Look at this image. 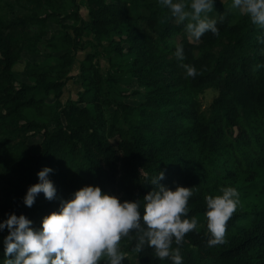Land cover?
<instances>
[{
    "label": "trees",
    "instance_id": "trees-1",
    "mask_svg": "<svg viewBox=\"0 0 264 264\" xmlns=\"http://www.w3.org/2000/svg\"><path fill=\"white\" fill-rule=\"evenodd\" d=\"M86 4L90 20L73 11L74 24H63L72 32L61 35L59 68L51 71L67 75L76 49L83 48L81 35L89 30L107 38L118 54L132 55L130 71L148 86L145 99L116 104L125 126L106 124L90 106L79 104H113L96 63L81 65L97 93L80 101L63 104L67 78L48 71L34 70L33 84L18 81L12 66L21 52L34 51L47 20L65 8L57 0H0V220L23 213L40 227L62 199L86 184L119 191L121 201L139 198L143 214V196L164 171L160 183L165 186L193 187L187 215L197 217V226L181 244L173 240L171 245L180 249L182 264H264V28L231 2L215 1L218 33L206 31L198 40L189 38L187 21L177 22L161 0ZM177 44L183 45V61L174 54ZM86 59L93 61L91 53ZM183 63L194 66L196 75L186 76ZM208 88L217 95L205 107L200 95ZM51 93L54 102L48 103ZM29 110L48 120L31 117ZM38 135L37 153L31 139ZM44 166L53 169L56 196L49 200L40 192L27 206L23 198ZM228 186L238 189L240 204L227 221L224 242L209 246L205 197ZM7 233V227L0 230V264ZM137 244L135 230L121 237L122 264H173L158 258L147 242L142 248ZM107 261L102 256L99 264Z\"/></svg>",
    "mask_w": 264,
    "mask_h": 264
},
{
    "label": "clouds",
    "instance_id": "clouds-1",
    "mask_svg": "<svg viewBox=\"0 0 264 264\" xmlns=\"http://www.w3.org/2000/svg\"><path fill=\"white\" fill-rule=\"evenodd\" d=\"M177 22L186 23L190 39L198 40L206 31L218 33L217 20L208 14L215 0H161ZM232 7L264 28V0H232ZM222 19V17H221ZM264 43V38L261 39ZM175 56L183 61L182 44H177ZM185 75H196V68L183 63ZM51 166H44L31 184L24 203L31 206L40 192L45 198H55L57 188L50 178ZM164 171L151 181L155 185L143 196V214L140 199H124L102 191L99 185L86 184L71 197L60 201L59 209L45 215L40 227L25 214L8 213L0 220V230L8 228L4 237L3 264H99L107 256V264H122L124 259L119 241L131 230L138 233V248L147 244L155 249L158 258H170L173 264H182L180 249L172 248L173 240L181 244L185 234L197 226L195 215L188 217V200L193 187L177 185L175 189L160 183ZM207 230L211 234L209 246L223 243L227 221L237 206L240 196L236 187L228 186L220 194L205 197Z\"/></svg>",
    "mask_w": 264,
    "mask_h": 264
},
{
    "label": "rangeland",
    "instance_id": "rangeland-1",
    "mask_svg": "<svg viewBox=\"0 0 264 264\" xmlns=\"http://www.w3.org/2000/svg\"><path fill=\"white\" fill-rule=\"evenodd\" d=\"M57 1L60 2V6H64L65 9L59 10L58 17L47 20L44 26L45 34L34 51L24 49L21 52L20 57L12 66L14 75L18 81L27 82L29 84L35 82L33 75L34 70L48 71L50 75L55 78H61L62 76L66 77L67 82L61 96V102L64 104L70 99L80 101L82 95L92 97L93 94L97 93L96 84L88 77L87 71L81 70L82 63H85L86 66H89L91 63H96L104 77L103 89L106 93L105 95L113 104L108 105L104 101H100L97 103L98 105H96L95 102L88 104L80 102L79 104L90 106L95 113L100 114L104 118L106 124L115 121L125 126L119 111L116 109V104L125 101L132 105H137L145 99V93L148 90V86L140 83L130 71L132 55L127 53H124V55L118 54L117 51L111 47L107 38L101 37L99 39L89 30H85L81 35L83 48L76 49V59L70 66L67 75L65 76L62 72L58 71V69L51 71L52 66L59 68L58 63L60 62V55L63 52L60 39L61 35L64 32H72V29L66 28L63 25L65 22L74 24L71 13L73 11H78L85 20H90L86 0H75L76 3L72 0ZM215 1H221L223 3L231 2L232 4V0ZM208 15L214 18L217 12L213 9ZM89 53H91L93 61L86 59ZM111 78H115L116 80H110ZM216 95L217 90L214 88H208L201 93L200 96L203 106L207 107ZM47 102H54V93H51L47 97ZM27 112L35 119L48 120L47 116H40L31 110ZM48 125L53 126L54 123L49 120ZM41 139V135L31 139V146L34 152H40ZM110 193L120 198L122 196V193L119 191H110Z\"/></svg>",
    "mask_w": 264,
    "mask_h": 264
}]
</instances>
